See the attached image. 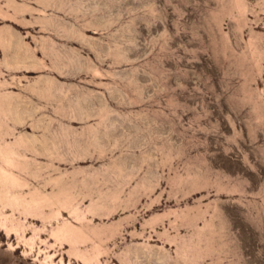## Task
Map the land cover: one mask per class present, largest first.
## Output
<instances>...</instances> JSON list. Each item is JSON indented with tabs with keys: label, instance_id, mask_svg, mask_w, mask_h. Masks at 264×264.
<instances>
[{
	"label": "rangeland",
	"instance_id": "374dc122",
	"mask_svg": "<svg viewBox=\"0 0 264 264\" xmlns=\"http://www.w3.org/2000/svg\"><path fill=\"white\" fill-rule=\"evenodd\" d=\"M0 264H264V0H0Z\"/></svg>",
	"mask_w": 264,
	"mask_h": 264
},
{
	"label": "bare ground",
	"instance_id": "6f19581e",
	"mask_svg": "<svg viewBox=\"0 0 264 264\" xmlns=\"http://www.w3.org/2000/svg\"><path fill=\"white\" fill-rule=\"evenodd\" d=\"M26 60V59H25ZM31 64H32V62H31ZM34 67H37V66H35L34 65ZM34 67L33 66H30V65H28V64H25V63H23V62H19V63H17V66H15V69H17V70H23V71H28V70H31V69H34ZM14 68V67H13ZM38 69V68H37ZM39 84V83H38ZM66 91H69V89H67V88H64V92H66ZM9 97V96H8ZM7 97V99H9ZM10 101V100H9ZM84 109V108H83ZM89 116V115H88ZM26 121V117L23 115V111H21L20 112V114H19V116H18V119H16V121H14L16 124H19V125H23L24 124V122Z\"/></svg>",
	"mask_w": 264,
	"mask_h": 264
}]
</instances>
